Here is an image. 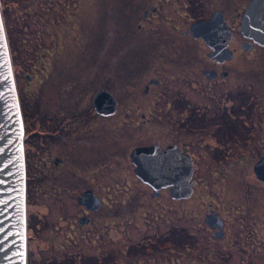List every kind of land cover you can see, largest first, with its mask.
<instances>
[{
  "label": "rangeland",
  "instance_id": "obj_1",
  "mask_svg": "<svg viewBox=\"0 0 264 264\" xmlns=\"http://www.w3.org/2000/svg\"><path fill=\"white\" fill-rule=\"evenodd\" d=\"M61 1L0 0V7L4 10L3 33L8 46L10 71L16 79L15 107L17 114L24 117L23 125L19 123L18 127L19 135L22 134L27 171V198L23 203L22 211V216L27 215V242H29L27 264H246L250 258L255 259V263L264 264V246L257 244L252 245L251 248L244 241L248 231L252 232L251 228L257 231V235L260 234V239H264V183L252 176L253 166L257 161L255 158L259 154H264V138L260 134L264 129L261 121L264 104L260 103L264 100V83L262 88L257 90L258 93H262L258 100L257 96H253L254 89L251 87L252 81L256 78L252 77L250 80L248 71L244 73V68L249 67L244 66L243 62L241 81L238 86L231 87L235 89L239 87L242 94L244 106L241 107L239 120L241 128L248 127V131L246 133L238 130L240 137L229 145H223L217 162L212 161V149L207 148L204 142L199 143L196 136L216 131L220 123L215 122L208 128L194 129L192 133L190 128L188 130L177 128L171 117L169 118L167 111L169 112L170 97L177 87L176 81L172 78L173 71H166L168 69L166 64L155 60H144L140 61L138 73L115 72L118 82L121 83L112 84V89L120 95L122 110L120 118L114 120L112 124H129L131 119L136 120L140 114H144L153 121L151 126L140 129V141L161 139L194 143L198 147L195 153L198 161L196 160L194 168L197 179L194 188L197 191L190 200H187L192 213L179 208V202L165 198L157 200L147 198L141 208L132 210L133 207L129 206L134 202L130 200L131 202L124 206L122 213L119 212L118 216L109 219L113 222L110 228L106 231L97 228L93 234L82 238L81 232L74 226L75 219L79 215L77 196L72 193L74 187L69 185L65 190L60 189L57 179L53 180L52 185L48 182L52 179L43 175V161L44 156L47 155L43 152L42 141L44 116L46 110L51 109L56 125L58 119H74H69L71 122L65 129L70 132L72 138H76L74 132L78 130L77 137L81 133L86 134L88 130L83 131L81 125L84 121L88 122L87 125H91V117L87 120V111L84 112V119H80L78 115L82 108L87 110L94 89L104 86L108 76L105 68H96L93 74L89 73L92 72V65L83 64L81 70H85L87 75L96 79V84L91 88L90 83L94 82V78L86 80L85 83L70 82L76 79V75L68 72L76 69L66 71L55 67L53 75L56 77H58L57 71L67 73L61 79L49 80L44 68L53 70L52 65H56L52 61L54 59L74 63L78 60H90L93 55L97 57L101 53L102 59L109 61L112 66L117 59L131 58L128 52L116 56L114 51L124 44L126 38L127 42L130 38L129 36L121 39L119 36L113 37L114 47L117 48L112 46L104 53L106 40L101 35V31L106 30L109 25L105 21V28L100 30L99 34L98 27L103 24L104 14L95 6L96 0H80V8L76 15V20L79 19L75 32L76 41L72 42V38H69L64 42L63 34L69 24L66 21L60 24L59 14L54 21L55 15L50 11L52 6L53 12L60 13ZM42 15L52 20L51 26L48 25L49 28L41 24L39 17ZM89 39L93 49L85 51L83 46L89 43ZM65 43L68 44L69 51L65 52L64 57L62 47L67 46ZM75 43L78 45L74 49ZM57 45H60L61 52L57 50ZM250 59L255 71H264L263 54L253 53ZM113 70L115 71V68ZM159 70L164 71L165 74L160 86L154 87L148 96L141 95L140 91L148 78ZM144 75L147 78L140 82V78ZM227 98L221 100L220 105L223 106ZM196 100L197 98L192 100L193 104ZM202 102L212 105L210 102ZM183 112L187 114L188 108ZM210 113L214 115L216 112L210 109ZM243 118L247 120L241 122ZM94 123L96 126L103 124L99 120ZM242 123L248 126H243ZM49 124L55 125L52 121ZM97 129L102 131L99 126ZM112 135L115 136L114 132ZM65 144L69 150L71 145L68 141ZM49 149L57 152V148L49 147ZM114 153H118L117 149H114ZM45 182L47 183L43 185ZM133 195L136 197L135 192ZM209 209H213L227 221L226 233L221 238L214 237V232L210 230L208 235L198 232L200 227L198 224L200 222L203 226L206 224L201 221L200 214L204 210L207 211L205 214L208 213ZM240 211L246 215L242 216V222L237 219ZM182 212L188 214L182 216L180 215ZM256 215L259 216L257 225L254 224ZM185 216L191 221L186 225L187 231L191 237L196 234V238L183 245L178 243L174 245L169 239L166 243H161L158 251L155 252L156 238H168V221L171 220L176 224L179 219L182 221L187 219ZM207 226L211 228L210 225ZM101 234L104 235V240L100 242ZM150 242H153V245ZM151 245L153 254L149 251ZM140 252L144 254L140 255Z\"/></svg>",
  "mask_w": 264,
  "mask_h": 264
},
{
  "label": "flooded vegetation",
  "instance_id": "obj_2",
  "mask_svg": "<svg viewBox=\"0 0 264 264\" xmlns=\"http://www.w3.org/2000/svg\"><path fill=\"white\" fill-rule=\"evenodd\" d=\"M252 2L253 0H96L95 6L106 19L98 27V33L100 34V30L105 28V21L109 25L106 30L101 31V35L106 40L103 52L106 53L108 49L114 47L113 37L119 36L121 39V37L129 36L130 41L127 42L126 38L124 44L122 43L123 45L114 51H116V56H122L128 52L131 58L117 59L116 63L110 66L109 61L102 59L101 53L97 57L93 55L90 60H78L74 63L54 59L55 61H52L56 65H52L53 70L44 68L49 80L61 79L67 73L57 71L58 77H56L53 75L55 67L66 71L76 69L68 72V74L75 73L76 75V79L70 82L85 83L86 80L94 78V82L90 83L91 88L96 84V79L94 76L87 75L85 70H81L83 64H91L92 72L89 73L93 74L96 68H105L108 76L104 86L94 89L95 92L89 101L90 106L89 103L87 104V110L82 108L78 115L80 119H84V112L87 111V120L91 117V125H87V121L81 125L83 131L88 130L86 134L81 133L77 137L79 132L77 129L78 131L74 132L76 138L69 135L70 132L65 129L71 122L69 119L74 120L72 118L58 119L56 125L51 109L46 110L44 116L42 141L43 152L47 155L44 156L43 175L52 179L48 181L52 185L53 180L57 179L60 189L65 190L69 185L74 187L72 193L77 196L75 199L79 209L74 226L79 229L82 238L93 234L97 228L101 231L110 228L113 222L109 219L118 216L119 212L122 213L124 206L131 201L134 203L129 207H133L132 210H134L141 208L147 198L150 200L165 198L179 202V208L192 213L187 200H190L197 191L194 188L197 184L195 169L190 179V193L179 198L175 192L171 193L172 187L170 186L155 190L142 181L136 174V166L132 162L131 154L140 148H156L148 159L158 157L164 161L168 156L169 160L176 159L178 156L187 157L191 159L195 168L197 160L195 153L198 147L189 141L161 139L140 141V129L144 126H151L153 121L144 114H140L136 120L131 119L129 124L113 125L112 122L120 118L122 100L118 93L113 92L112 84L121 83L118 82L116 73H138L140 61L155 60L166 64L168 66L166 71H173L172 78L176 81L175 86L177 87L174 88L170 97L169 112L167 111L169 118L171 117L177 128L185 130L190 128L192 133L194 129L208 128L215 122L220 123L216 131L196 136L199 143L204 142L207 148L212 149V161L217 162L223 145H229L238 139L240 137L238 130L246 133L248 131V127L241 128L239 120L241 107L244 106V101L241 99L242 94L239 87L237 89L231 87L238 86L241 81L242 62L244 66L249 67L244 68V73L248 71L249 79L256 78L251 83L254 89L253 96H257L259 100V95H262L257 90L263 86L264 71L257 72L252 68L250 56L253 53L264 55V46L256 37L246 36L242 32L243 17ZM79 8L80 0H62L60 13L53 12L51 6V14L55 15L53 20L55 21V17L59 14L60 24L65 21L69 24L63 34L64 42H67L69 38H72V42L76 41V25L79 21V19L76 20V15H78ZM40 19L41 24L43 23L47 28L51 26L50 18L42 15ZM83 36L85 37V33ZM66 45L62 47L64 57L65 52L69 51L68 44ZM77 45L75 43L73 48L75 49ZM59 47L60 45H57L58 51H60ZM92 49L93 45L89 39V43L83 46V50ZM146 75L140 78V82ZM152 75L140 91L143 96H148L154 87L158 88L161 79L165 77L162 70ZM99 92L104 93L99 94ZM249 95L251 96L252 93ZM101 97L103 99H100ZM196 98L193 104L192 100ZM225 98L227 100L223 102L224 105H220V101ZM202 101L210 102L212 105L209 106ZM95 102L98 103L97 106ZM260 103L264 104V100ZM187 108L189 112L186 114L183 111ZM210 109L216 113L212 115ZM219 111H221L220 114H218ZM261 115L264 125V109ZM197 116L200 117L197 118ZM96 120L103 122L97 125L102 131H98L94 123ZM245 120L247 119L243 118L241 122ZM51 121L55 124L54 126L49 124ZM242 125L248 126L244 123ZM260 134L264 138V129ZM67 141L71 145L69 150L65 144ZM49 147L57 148V152L55 153ZM114 149H117L118 153H114ZM146 155V153H141L140 159L143 161L142 158ZM263 158L264 154H259L255 158L256 163ZM151 163L154 164L153 161ZM252 176L257 179L254 166ZM260 182L264 183V181ZM133 192L136 193V197ZM205 212L207 211L204 210L200 214V219L211 228L206 224L203 226L200 222L198 232L208 235L210 230L214 232V237H223L227 227L225 218L219 213L216 214L213 209H209L206 214ZM185 214L188 213L182 212L180 215ZM214 216L215 219H213ZM242 216L246 215L240 211L237 218L240 222H242ZM254 220L256 221L254 224L257 225L259 216H254ZM177 221L176 224H173L171 220L168 221V238H156L155 252L158 251L161 243H166L169 239L174 245L176 243L183 245L196 238V234L191 237L186 228V225L191 222L190 219ZM46 222H48L47 219ZM251 229L252 232L248 231V235L244 238L245 243L251 248L252 245L257 244L264 246V239H260V234L257 235V231ZM103 236H100V242L104 240ZM150 243L153 245V242ZM152 245L149 246L150 254H153ZM142 254L144 253L140 252V255ZM250 257H252L251 253ZM254 260L250 258L246 264H258Z\"/></svg>",
  "mask_w": 264,
  "mask_h": 264
},
{
  "label": "water",
  "instance_id": "obj_3",
  "mask_svg": "<svg viewBox=\"0 0 264 264\" xmlns=\"http://www.w3.org/2000/svg\"><path fill=\"white\" fill-rule=\"evenodd\" d=\"M0 22H2L1 12ZM242 24L244 35L256 37L264 46V0H253L245 12ZM8 57L6 37L2 31L0 32V264H25L26 236L23 231L22 211L26 195V171L22 134L19 135L18 127L20 115L17 114L15 107V80L10 71ZM155 149L140 148L131 154L137 176L155 190L170 186L171 193L175 192L177 197L187 196L191 191L190 179L193 175L191 159L180 156L170 160L168 156L164 161L158 157L148 159ZM141 153L147 154L142 158L143 161L140 159ZM254 172L260 181H264V158L256 163ZM215 218L214 216L213 219Z\"/></svg>",
  "mask_w": 264,
  "mask_h": 264
},
{
  "label": "snow or ice",
  "instance_id": "obj_4",
  "mask_svg": "<svg viewBox=\"0 0 264 264\" xmlns=\"http://www.w3.org/2000/svg\"><path fill=\"white\" fill-rule=\"evenodd\" d=\"M3 31V24H2V22H0V32H2Z\"/></svg>",
  "mask_w": 264,
  "mask_h": 264
},
{
  "label": "trees",
  "instance_id": "obj_5",
  "mask_svg": "<svg viewBox=\"0 0 264 264\" xmlns=\"http://www.w3.org/2000/svg\"><path fill=\"white\" fill-rule=\"evenodd\" d=\"M40 18V17H39ZM41 20V19H40Z\"/></svg>",
  "mask_w": 264,
  "mask_h": 264
}]
</instances>
